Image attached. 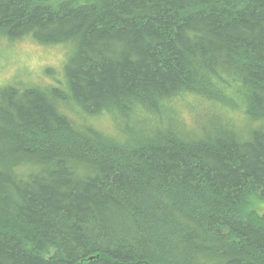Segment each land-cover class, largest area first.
Segmentation results:
<instances>
[{"label": "trees", "instance_id": "obj_1", "mask_svg": "<svg viewBox=\"0 0 264 264\" xmlns=\"http://www.w3.org/2000/svg\"><path fill=\"white\" fill-rule=\"evenodd\" d=\"M0 37L70 52L0 87V264H264V0H0Z\"/></svg>", "mask_w": 264, "mask_h": 264}, {"label": "rangeland", "instance_id": "obj_2", "mask_svg": "<svg viewBox=\"0 0 264 264\" xmlns=\"http://www.w3.org/2000/svg\"><path fill=\"white\" fill-rule=\"evenodd\" d=\"M70 57L67 45H41L33 38H22L10 40L0 37V72L3 75V83L18 84L25 86L35 84L39 86L66 85L65 65ZM65 111L74 119L82 123L84 114L78 106H65ZM218 110L211 103L187 97L176 101L177 114L185 120L188 128L206 120V116ZM221 111L222 110H218ZM227 115L238 124H242L243 115L240 109L231 108ZM88 122L109 135H118L117 128L112 114L104 112L88 117ZM125 131H123V134Z\"/></svg>", "mask_w": 264, "mask_h": 264}, {"label": "snow or ice", "instance_id": "obj_3", "mask_svg": "<svg viewBox=\"0 0 264 264\" xmlns=\"http://www.w3.org/2000/svg\"><path fill=\"white\" fill-rule=\"evenodd\" d=\"M0 83H3V75H2V72H0Z\"/></svg>", "mask_w": 264, "mask_h": 264}]
</instances>
